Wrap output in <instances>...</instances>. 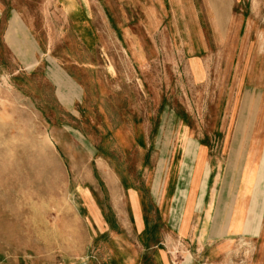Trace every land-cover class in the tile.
Here are the masks:
<instances>
[{"label": "rangeland", "instance_id": "1", "mask_svg": "<svg viewBox=\"0 0 264 264\" xmlns=\"http://www.w3.org/2000/svg\"><path fill=\"white\" fill-rule=\"evenodd\" d=\"M218 1L220 27L185 3L150 21L135 0H0V264H264V0L233 7V33ZM236 130L247 235L183 243L176 138L209 142L212 170Z\"/></svg>", "mask_w": 264, "mask_h": 264}, {"label": "crops", "instance_id": "2", "mask_svg": "<svg viewBox=\"0 0 264 264\" xmlns=\"http://www.w3.org/2000/svg\"><path fill=\"white\" fill-rule=\"evenodd\" d=\"M71 0H65V2ZM137 3H144V12L147 14V19L150 21L158 20L153 14L156 9L154 5L169 3H185L188 10L191 9L198 16V8L202 15L206 18L208 24L213 27H220L218 20L213 14L211 5L219 6L218 0H135ZM228 1V0H227ZM240 0H229L226 4V13L223 22L228 24L231 32H236V19L229 16L233 13V7ZM208 5V6H207ZM229 11V12H228ZM240 130H236L233 138L230 141L229 151L227 152V162L213 169L208 170V165L212 160L211 147L209 142H201L200 138H191L183 134V138L177 139L172 151L169 155L168 176L165 183H173L169 189V195L165 201V229L168 225L173 228L172 222L176 225V233L179 241L192 244L197 243V246H212L220 248L225 246L229 241L247 235V189L242 177L237 171L238 147L241 138ZM186 132V130H183ZM211 142V141H210ZM192 148L193 160L191 169L186 178L185 191L181 188L182 177L184 174V165L188 156V150ZM177 156V157H176ZM175 159H178L177 171L169 174L172 166L176 164ZM234 163V165H233ZM208 170V175L205 179V172ZM216 172V173H214ZM181 185V186H180ZM180 186V187H179ZM156 183L153 187V193L156 192ZM115 190V189H114ZM114 192V191H113ZM116 194V192H115ZM175 206V207H174ZM177 208V210H176ZM177 213L175 217L173 213ZM165 236L167 232L162 230ZM152 256L154 264H169L167 258L163 254H148ZM189 264H192L191 262Z\"/></svg>", "mask_w": 264, "mask_h": 264}]
</instances>
